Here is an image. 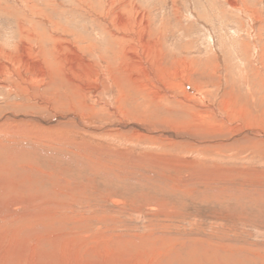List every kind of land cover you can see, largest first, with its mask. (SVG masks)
<instances>
[{"label": "rangeland", "instance_id": "obj_1", "mask_svg": "<svg viewBox=\"0 0 264 264\" xmlns=\"http://www.w3.org/2000/svg\"><path fill=\"white\" fill-rule=\"evenodd\" d=\"M0 211V264H264V0H0Z\"/></svg>", "mask_w": 264, "mask_h": 264}, {"label": "bare ground", "instance_id": "obj_2", "mask_svg": "<svg viewBox=\"0 0 264 264\" xmlns=\"http://www.w3.org/2000/svg\"><path fill=\"white\" fill-rule=\"evenodd\" d=\"M94 19V18H93ZM96 19V18H95ZM98 19V18H97ZM99 21V20H98ZM98 24H100V23H98ZM134 24V23H133ZM101 26V25H100ZM19 30H20V32H22L23 33V31H24V29H23V26L21 25V24H19ZM30 31H32V28H31V30ZM131 38V37H130ZM77 41V40H76ZM24 43V42H23ZM70 43V42H69ZM135 57V56H134ZM145 60V59H144ZM151 63V62H150ZM250 65V64H249ZM148 74V73H147ZM57 78V77H56ZM140 78H142V77H140ZM150 78V77H149ZM57 81V80H56ZM146 81V80H145ZM79 86V85H78ZM155 86V85H154ZM150 87V86H149ZM139 88V87H138ZM138 90V89H137ZM152 94V93H151ZM29 96V95H28ZM149 96H150V94H149ZM183 97V96H182ZM149 99V98H148ZM58 100V99H57ZM60 101V100H59ZM147 102V101H146ZM153 103V102H152ZM80 106V105H79ZM78 106V107H79ZM149 106V105H148ZM184 106V105H183ZM196 108V107H195ZM185 109V108H184ZM170 110V109H169ZM143 111V110H142ZM183 112V111H182ZM187 112H188V110H187ZM234 114V113H233ZM39 121V120H38ZM235 121V120H234ZM197 145V144H196ZM152 164V163H151ZM227 177V176H226ZM57 195V194H56ZM49 198V197H48ZM29 200V199H28ZM55 200V199H54ZM33 201H35V200H33ZM28 202H30V201H28ZM66 202V201H65ZM21 203V202H20ZM35 203H37V202H35ZM18 204V203H17ZM30 204H31V202H30ZM42 204V203H41ZM45 204V203H44ZM43 204V205H44ZM47 204V203H46ZM35 205V204H34ZM34 205H32L33 207H34ZM52 205V204H51ZM23 207V206H22ZM39 207V206H38ZM14 208H16V210H18V209H20V206L19 205H17V206H14ZM40 208H41V206H40ZM39 208V209H40ZM62 208V207H61ZM5 210H7V209H5ZM32 210H33V208H32ZM25 211V210H24ZM12 212V211H11ZM28 212V211H27ZM28 213H30V212H28ZM34 213V211H32L30 214H28V215H31V214H33ZM0 215L4 218V216H5V219L9 216V218H11L10 216H12L13 218H21L22 216H25V215H23V214H18V213H16V212H14V213H9V212H6V211H0ZM34 217H36V216H34ZM12 219V218H11ZM35 219V218H34ZM41 219V218H40ZM24 220V219H23ZM17 221V220H16ZM22 222V221H21ZM28 222V221H27ZM26 228V227H25ZM24 229V228H23ZM22 229V230H23ZM21 232V231H20ZM30 233V232H29ZM33 233V232H32ZM31 233V234H32ZM24 234V233H23ZM31 234H26V236L28 235H31ZM33 235H35V233L33 234ZM38 235V234H37ZM37 235H35V236H37ZM39 236H41V235H39ZM22 238V237H21ZM28 238V237H27ZM32 239V238H31ZM41 239V238H40ZM24 239H22V241H23ZM27 240V239H26ZM201 243L202 242H209V238L208 239H201V240H199ZM27 242V241H26ZM29 242H30V239H29ZM32 242V241H31ZM39 243V242H38ZM8 244H10V243H8ZM12 244V243H11ZM32 244H35V243H32ZM212 244H218L219 245V248H215L214 249V254L217 256V257H219V258H221V259H223L224 261H222V262H220L218 259L217 260H215V264H237V255H236V253H235V249H234V247L233 246H231L230 244H220L219 242H214V243H212ZM41 244H39V246H40ZM26 246V245H25ZM13 247V246H12ZM27 247V246H26ZM37 247V246H36ZM203 247V246H202ZM24 248V247H23ZM29 248V247H28ZM27 248V249H28ZM11 250V249H10ZM25 252V251H24ZM29 252H31V251H29ZM33 252V251H32ZM29 254V253H28ZM27 254V255H28ZM37 254V253H36ZM26 255V254H25ZM1 256V255H0ZM40 256V255H39ZM216 256H214L215 258H217ZM225 258H224V257ZM5 257V256H4ZM257 257V256H256ZM244 258V257H243ZM227 261H226V260ZM3 260H5V259H3ZM20 262V261H19ZM254 262V261H253ZM187 262H184V264H186ZM206 264H207V261H206Z\"/></svg>", "mask_w": 264, "mask_h": 264}]
</instances>
